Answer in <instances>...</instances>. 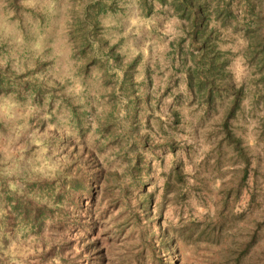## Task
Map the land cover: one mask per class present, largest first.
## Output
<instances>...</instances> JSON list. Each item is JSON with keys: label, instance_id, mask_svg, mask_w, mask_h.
I'll return each mask as SVG.
<instances>
[{"label": "rangeland", "instance_id": "rangeland-1", "mask_svg": "<svg viewBox=\"0 0 264 264\" xmlns=\"http://www.w3.org/2000/svg\"><path fill=\"white\" fill-rule=\"evenodd\" d=\"M0 264H264V0H0Z\"/></svg>", "mask_w": 264, "mask_h": 264}, {"label": "trees", "instance_id": "trees-1", "mask_svg": "<svg viewBox=\"0 0 264 264\" xmlns=\"http://www.w3.org/2000/svg\"><path fill=\"white\" fill-rule=\"evenodd\" d=\"M225 91L227 92V94L232 95V99L230 102V105L227 109V112L220 124L221 127V131L223 134V139L227 141V143H229V145H231L233 147V149L235 151H237V153L242 157V161H243V168H242V175H241V179L240 181H244L247 172H248V160L247 158L244 156L243 153V149L241 148L240 144L238 143V140L233 136V134L231 133L230 129H229V119L232 117L235 109H237V106L239 104V97H240V91L239 90H233V88L226 86L225 87ZM211 97V91L207 92V98ZM174 175L176 177L180 176V171L179 169L174 170ZM250 246V244L248 246H245V250L248 249V247Z\"/></svg>", "mask_w": 264, "mask_h": 264}]
</instances>
